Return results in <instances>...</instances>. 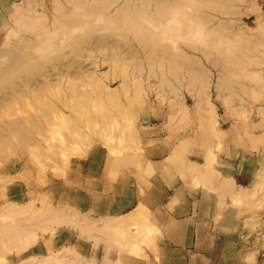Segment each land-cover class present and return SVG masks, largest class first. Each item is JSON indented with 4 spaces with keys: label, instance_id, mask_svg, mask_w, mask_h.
Returning a JSON list of instances; mask_svg holds the SVG:
<instances>
[{
    "label": "rangeland",
    "instance_id": "rangeland-1",
    "mask_svg": "<svg viewBox=\"0 0 264 264\" xmlns=\"http://www.w3.org/2000/svg\"><path fill=\"white\" fill-rule=\"evenodd\" d=\"M69 1L0 0V69L21 70L14 54L43 68L0 106V211L15 207L0 214V264H171L184 249L156 244L176 228L165 207L180 223L217 209L222 260L264 264V0H180L165 16L155 5L178 0H145L138 22L167 49L152 63L118 17L127 0ZM206 45L232 60L215 65Z\"/></svg>",
    "mask_w": 264,
    "mask_h": 264
},
{
    "label": "bare ground",
    "instance_id": "bare-ground-1",
    "mask_svg": "<svg viewBox=\"0 0 264 264\" xmlns=\"http://www.w3.org/2000/svg\"><path fill=\"white\" fill-rule=\"evenodd\" d=\"M69 1V0H68ZM72 0H70L69 2H71ZM98 1V0H97ZM101 1V0H100ZM103 1V0H102ZM107 1L109 2V0H104L103 2H100V3H107ZM114 1V0H113ZM132 0H127V5L130 3V4H132V2H131ZM142 0H140V2H141ZM144 2H142V3H140L141 4V6H139V7H142L141 9L138 7H136V8H133V7H130L129 8V6L127 7V5H126V3L124 4V2H123V4L121 5L122 7L121 8H123V9H120V7L118 8V10H124V5L126 6L125 7V9L127 8L128 9V11L129 10H131V8H133V10L135 9H137L136 11L134 10V12H138V15H137V13H133V10L132 11H130V12H127L126 10H125V12H127V13H125L124 11V13H122V11H121V14L119 13L120 11H117L120 15H118V17H120L119 19H122V20H124V22H126L127 24H128V27L130 28L131 27V24L129 25V23H131V22H133L132 23V26L135 28H133L132 30H133V32L135 31L136 32V34L137 35H135V34H133V35H135V37L137 36V38H138V41H139V45H140V47L142 48V49H144V51H145V54H146V56L148 57V63H152V62H154L156 59H155V57L153 56L154 54H158V53H162V54H167V49L165 48V47H163V45H160V41H159V38H158V36H159V34H157V31L154 33V32H152L151 30V28H148V27H145L144 25H142L141 23H139L138 22V17H142V16H144V14H145V12H146V10H145V8H143V6L145 5V4H148L149 5V3H147L145 0H143ZM161 0H159L157 3H154V5L155 4H159V2H160ZM171 1V0H170ZM169 1V2H170ZM179 1L180 0H178L176 3H170V4H168V3H165V2H162V4H164L165 3V5L163 6V5H158L159 7H162L161 9H159L158 7V9H159V11L156 9V6L157 5H155V12L157 11V13L158 12H160V13H158L159 15L161 14L162 16L166 13V11H168L169 9H172L171 11H173L174 9H177L178 10V8H177V5H178V3H179ZM211 0H204V1H202V2H200V3H203V4H206L207 2H210ZM95 2H96V0H95ZM148 2H151L150 0L148 1ZM172 2V1H171ZM173 2H175L174 0H173ZM98 3H99V1H98ZM98 3H97V5H98ZM99 3V5H101ZM110 3H111V0H110ZM161 3V2H160ZM143 4V5H142ZM167 4H168V6H167ZM173 4V5H172ZM98 5V6H99ZM105 5V4H104ZM146 6V5H145ZM209 6V5H208ZM100 9H101V6L99 7ZM99 8H94L95 9V15H100V13L101 12H103L104 13V11L106 10L105 9V6H104V9H103V7H102V9L104 10V11H102L101 10V12H99ZM94 9H93V11H94ZM97 9V10H96ZM98 11V12H97ZM93 13H91L92 14V16H93ZM97 13H99V14H97ZM136 14V15H133V14ZM168 13V12H167ZM166 13V14H167ZM170 13V12H169ZM168 13V14H169ZM102 14V13H101ZM130 14H132L131 16H130ZM22 14L20 13V15H18L17 17L19 18H17L18 20H20V21H17V22H15V24H18V22H22L21 21V19H23L24 18V22H22V23H24V24H22V27H24V25H26V29L27 30H30L31 28H33L34 26H35V20H34V17H32L31 19H29V20H25L26 18L22 15ZM28 15H30V14H28ZM25 16L27 17V14H25ZM33 16V15H32ZM135 16V17H134ZM165 16V15H164ZM22 17V18H21ZM134 17V21H132L133 18ZM21 18V19H20ZM28 18H30V16L28 17ZM36 19V18H35ZM129 19H132L131 21L129 20ZM155 18H150V20H154ZM157 19V18H156ZM107 21H108V19H107ZM129 21V22H128ZM262 21L264 22V16L262 17V18H260L259 20H258V22L261 24L262 23ZM19 24H21V23H19ZM262 25H264L263 23H262ZM261 25V26H262ZM17 26V25H16ZM18 26H20L21 27V25H18ZM25 28V27H24ZM132 28V27H131ZM130 28V29H131ZM262 28H264L263 26H262ZM129 30V29H128ZM134 32V33H135ZM212 42H209V44H211ZM81 44H83L84 45V41H80L79 42V45L80 46H82ZM208 44V43H207ZM213 45V44H212ZM212 45H206V47L204 48V53H209L207 56H209V58H210V60H212V62L216 65L217 63H220V61H230V60H232V57L230 56V55H227L225 52H224V50L223 49H218L217 47H212ZM245 47V46H244ZM79 48V47H78ZM85 48V47H84ZM215 49H217L216 51H215ZM85 50V49H84ZM203 51V50H202ZM205 51H207V52H205ZM213 52H215V53H220L219 55L218 54H215V56L216 57H210L211 55L212 56H214L212 53ZM206 56V57H207ZM229 58V59H228ZM9 61L10 62H12V63H14L15 64V66L17 67V68H19V69H21L20 71H18L17 73L15 72V70H14V68H11L9 71L7 70V71H5L3 68V70L2 69H0V106H1V103L2 102H4V103H8V102H10L11 101V99H12V97L15 95V97H18V95H20L23 91H24V87H23V83H26V84H29V89H28V91H30V90H32V88H34V89H36V86H35V84H37V82H35V77H36V73L37 72H39V71H41L43 68H41V66L39 67H33V66H31L28 62H26L25 60H23V58L19 55V54H14L13 56H11V58L9 59ZM250 61L252 62V63H254L255 62V60H254V58H252V57H250ZM40 62H43V61H40ZM232 62V61H231ZM63 65L65 66V63H63L60 67H59V71H61L62 73V75H64L65 73H64V71L65 70H63ZM76 68H78V69H81V71H82V69H84V68H82V65H78ZM77 69V70H78ZM176 70H177V68H176ZM176 70H174L173 69V73H175V74H177L178 73V70L176 71ZM186 70H188V68L186 67ZM75 71H76V69H75ZM66 72V71H65ZM77 73H78V71H77ZM77 73H73V74H77ZM84 73V72H83ZM145 74H147V76H150L151 74H150V72H146L145 71ZM61 75V76H62ZM80 75V74H79ZM84 75V74H83ZM65 76V75H64ZM63 76V77H64ZM72 76V75H71ZM76 76V78H77V75H75ZM81 76V75H80ZM152 76V75H151ZM205 76H206V74H204V72L201 70V69H198V72H193V80L197 83V82H204L205 81ZM62 77V78H63ZM83 78V77H82ZM160 79H162V80H164L165 82H167V78H166V76H162ZM228 81H229V77L225 74V73H221V71H220V69H219V77H218V80L216 81V85H215V87L217 88V91L218 90H223V85L228 89V90H230L231 89V85H228L227 83H228ZM191 81H189L188 83H190ZM192 84V83H191ZM187 85H190V84H187ZM32 87V88H31ZM14 100V98L12 99V101ZM18 126H20V122L19 121H16V122H14L13 120H7V121H5L4 122V125H2V128H5V129H10L11 131L13 130L14 131V129H16L17 130V128H18ZM5 131V130H4ZM86 178V177H85ZM88 179V178H87ZM91 180V179H90ZM85 181V180H84ZM9 204V203H8ZM6 205V204H5ZM4 204H3V206H5ZM2 206V207H3ZM7 206H9V205H7ZM7 206H5V211L3 212V209L1 210L4 214H6L7 212H9L10 213V211L9 210H7V208H9V207H7ZM15 206V205H14ZM13 206V207H14ZM7 207V208H6ZM11 208V207H10ZM9 208V209H10ZM18 208V207H17ZM14 209H15V207H14ZM14 209H12L11 208V213L13 212L14 213ZM157 209V208H156ZM19 210V209H18ZM17 210V211H18ZM146 210H148V209H146ZM0 211V212H1ZM2 212L0 213L1 215H2ZM16 212V211H15ZM19 212V211H18ZM157 212V211H156ZM55 213H57V212H55ZM54 213V214H55ZM3 214V215H4ZM16 214V213H15ZM58 214V213H57ZM57 214H55V215H57ZM54 215V216H55ZM154 215H156V214H154ZM159 216H160V214H158ZM51 216V218H52V215H50ZM49 216V217H50ZM53 216V217H54ZM159 216H157V217H159ZM154 217V216H153ZM54 218H56L57 219V217L55 216ZM53 218V219H54ZM44 259H45V257H43ZM44 259H42L43 261H44ZM48 259V258H47ZM46 259V260H47ZM49 260V259H48Z\"/></svg>",
    "mask_w": 264,
    "mask_h": 264
},
{
    "label": "crops",
    "instance_id": "crops-1",
    "mask_svg": "<svg viewBox=\"0 0 264 264\" xmlns=\"http://www.w3.org/2000/svg\"><path fill=\"white\" fill-rule=\"evenodd\" d=\"M162 197L155 199L163 203L171 196L168 197L164 194ZM160 210L169 216V221L176 228L168 232L169 237H165L164 242H156V244L172 250L177 248L176 250L181 251L184 249V253L179 252L174 256L166 255L164 259L168 258L166 260H170L171 264H220L221 261L224 264H230L228 260H222L223 247L219 240L224 239V235L217 230L219 224L216 221L219 212L217 209L212 211L197 207L194 210L193 207H190L188 212L183 213L187 219L181 223L182 215H176L167 207ZM108 218H116V216H108ZM179 224H183L182 227H179ZM232 237L233 243L236 244L237 233L233 232Z\"/></svg>",
    "mask_w": 264,
    "mask_h": 264
}]
</instances>
